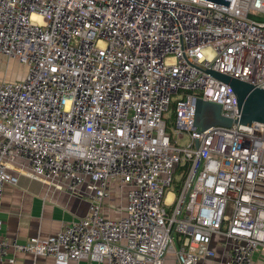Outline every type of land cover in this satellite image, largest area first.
<instances>
[{"label":"built area","instance_id":"1","mask_svg":"<svg viewBox=\"0 0 264 264\" xmlns=\"http://www.w3.org/2000/svg\"><path fill=\"white\" fill-rule=\"evenodd\" d=\"M0 56L26 66L0 81V200L14 166L89 198L46 237H6L0 217V264H200L214 238L222 264H261L264 122L197 132L195 114L238 116L208 68L264 88V0H0Z\"/></svg>","mask_w":264,"mask_h":264},{"label":"crops","instance_id":"2","mask_svg":"<svg viewBox=\"0 0 264 264\" xmlns=\"http://www.w3.org/2000/svg\"><path fill=\"white\" fill-rule=\"evenodd\" d=\"M0 56V62H1ZM1 64V63H0ZM25 70L22 73L24 77ZM6 79V71L0 81ZM11 80V79H10ZM14 80H20L15 78ZM11 171L18 177L16 184H6L0 200V217L3 220L1 233L9 238L26 241L35 236L46 237L56 233L62 226L80 219L88 211L89 198L76 195L53 186L46 181L35 179L16 166ZM113 215V212L111 213ZM213 239L211 245L216 249L215 260H203L200 264H222V252ZM255 258L264 264V255L255 253ZM175 257L168 256L167 264H174ZM16 264H56L53 257H34L27 253H16ZM68 264H104L103 262L82 259Z\"/></svg>","mask_w":264,"mask_h":264},{"label":"water","instance_id":"3","mask_svg":"<svg viewBox=\"0 0 264 264\" xmlns=\"http://www.w3.org/2000/svg\"><path fill=\"white\" fill-rule=\"evenodd\" d=\"M211 1L227 6L229 4V0ZM206 72L230 84L236 95L238 116L236 119L224 116L221 113V104L198 99L195 114L197 132L213 125L231 126L234 122L241 124H253L256 121L264 122V88L217 70L208 68Z\"/></svg>","mask_w":264,"mask_h":264},{"label":"rangeland","instance_id":"4","mask_svg":"<svg viewBox=\"0 0 264 264\" xmlns=\"http://www.w3.org/2000/svg\"><path fill=\"white\" fill-rule=\"evenodd\" d=\"M0 78H2L3 73L6 71V78L8 80H14L15 78L17 79H22V73L25 70V64L22 63L19 59L15 57H6L2 56L1 57V62H0ZM172 115V111L169 112L168 116ZM170 120V118H169ZM189 142V136L186 134L185 136L181 137L178 139L177 143L181 146H184L188 144ZM181 175L180 171H177L176 177H179ZM171 190H175V186L170 187ZM119 202L124 203V199L120 200Z\"/></svg>","mask_w":264,"mask_h":264},{"label":"trees","instance_id":"5","mask_svg":"<svg viewBox=\"0 0 264 264\" xmlns=\"http://www.w3.org/2000/svg\"><path fill=\"white\" fill-rule=\"evenodd\" d=\"M172 107H174V104H172ZM177 171L182 172L183 171V168L182 167H179Z\"/></svg>","mask_w":264,"mask_h":264}]
</instances>
